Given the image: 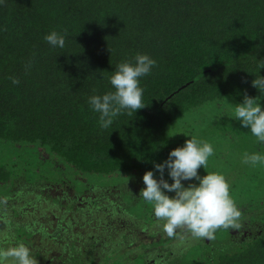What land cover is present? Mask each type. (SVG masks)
<instances>
[{"label":"trees","instance_id":"trees-1","mask_svg":"<svg viewBox=\"0 0 264 264\" xmlns=\"http://www.w3.org/2000/svg\"><path fill=\"white\" fill-rule=\"evenodd\" d=\"M52 30L64 48L44 40ZM137 54L156 61L140 78L146 106L101 129L88 97ZM258 59L264 0H2L0 246L23 243L37 264H264V195L237 163L264 145L227 111L244 95L264 107ZM191 136L214 148L198 172L223 174L240 213L211 240L168 236L139 195Z\"/></svg>","mask_w":264,"mask_h":264},{"label":"clouds","instance_id":"clouds-1","mask_svg":"<svg viewBox=\"0 0 264 264\" xmlns=\"http://www.w3.org/2000/svg\"><path fill=\"white\" fill-rule=\"evenodd\" d=\"M65 39L66 35L56 30L44 36L51 48H64ZM258 60V72L251 84L258 91H264V76L259 74V70L264 68V60ZM155 63L147 54H137L131 61L118 63L108 77L112 90L88 97L89 107L98 114L101 129L109 128L121 113L131 115L146 106L142 99L144 89L140 86V78L148 75ZM12 82L15 84L18 80L13 79ZM259 101L257 96L244 95L242 102L234 105L233 113L241 127L246 128L258 144L264 145V107ZM213 154L214 148L210 143L191 136L183 145L171 149L165 160L154 164L159 178L154 176L152 170L143 173L141 179L144 187L139 195L152 205V215L163 221L159 227L168 236H172L178 227H183L193 238L211 240L218 228L236 226L240 213L230 196V186L225 176L215 171L204 175L198 172V169L206 167ZM241 163L264 164V154L246 152ZM165 171L170 183L165 179ZM182 181L189 183L185 186ZM0 239L11 238L4 234ZM0 264H37V260L29 247L13 242L6 247L0 246Z\"/></svg>","mask_w":264,"mask_h":264},{"label":"rangeland","instance_id":"rangeland-1","mask_svg":"<svg viewBox=\"0 0 264 264\" xmlns=\"http://www.w3.org/2000/svg\"><path fill=\"white\" fill-rule=\"evenodd\" d=\"M229 107H231V111H230V109H228L227 110L228 113H231L232 115H234V113H233L234 105H232V106L230 105ZM227 139L228 138H226V140ZM226 140L222 141V147H221L220 151H224L225 153L228 154L227 149L230 148V146H229V144H228V142ZM229 153L232 154L231 159L234 158L235 156H237L239 158V154L238 153H234V151H229ZM261 154H264V153H261ZM237 161H238L237 163H241L239 160H237ZM215 166L218 167L217 163L215 164ZM243 168L245 170L244 173L247 172L246 174L249 175V178L253 179V181H251V185H250V188H254V190H255V191L254 190L252 191L253 197L257 198L258 196L259 197L263 196L264 195V190L262 188H263V185H264V164L247 165V166H245ZM182 182L185 183V184L189 183V181H182ZM192 182L194 183L195 181H192ZM250 188H248V192H247L248 194H250V191H251ZM53 189H54V185L50 184L49 185V190L52 191ZM52 193H54V191H52ZM221 238H223V237L220 236V239ZM182 258L184 259L185 257H182ZM180 260H181V258H180Z\"/></svg>","mask_w":264,"mask_h":264},{"label":"flooded vegetation","instance_id":"flooded-vegetation-1","mask_svg":"<svg viewBox=\"0 0 264 264\" xmlns=\"http://www.w3.org/2000/svg\"><path fill=\"white\" fill-rule=\"evenodd\" d=\"M243 229H248V228H247V226H246V227H244Z\"/></svg>","mask_w":264,"mask_h":264}]
</instances>
